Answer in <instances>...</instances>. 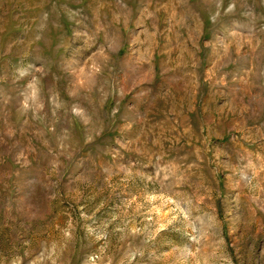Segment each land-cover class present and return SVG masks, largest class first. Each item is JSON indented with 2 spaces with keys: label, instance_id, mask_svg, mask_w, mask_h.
<instances>
[{
  "label": "rangeland",
  "instance_id": "1",
  "mask_svg": "<svg viewBox=\"0 0 264 264\" xmlns=\"http://www.w3.org/2000/svg\"><path fill=\"white\" fill-rule=\"evenodd\" d=\"M0 264H264V0H0Z\"/></svg>",
  "mask_w": 264,
  "mask_h": 264
}]
</instances>
